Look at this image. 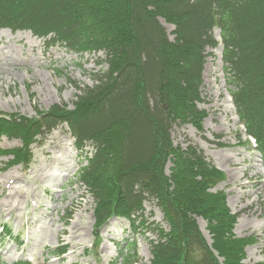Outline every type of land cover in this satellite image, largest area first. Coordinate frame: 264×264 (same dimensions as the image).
I'll list each match as a JSON object with an SVG mask.
<instances>
[{
    "label": "trees",
    "instance_id": "trees-1",
    "mask_svg": "<svg viewBox=\"0 0 264 264\" xmlns=\"http://www.w3.org/2000/svg\"><path fill=\"white\" fill-rule=\"evenodd\" d=\"M157 18L174 25L173 43ZM213 27L220 30L239 119L264 152V0H0V29L51 35V43L78 54L103 51L108 66L72 110L53 106L38 120L0 118V136L21 141L17 161L36 136L62 123L78 144L92 140L96 151L80 178L94 198L96 227L112 217L133 224L147 199L163 213L169 229L153 227L158 241L150 243V264H219L197 217L206 221L223 264H241L249 241L233 238L236 217L222 192L209 191L223 174L169 138L176 122L201 129L205 113L196 103L204 49L216 45ZM130 250L124 264L136 262L134 244Z\"/></svg>",
    "mask_w": 264,
    "mask_h": 264
},
{
    "label": "rangeland",
    "instance_id": "rangeland-1",
    "mask_svg": "<svg viewBox=\"0 0 264 264\" xmlns=\"http://www.w3.org/2000/svg\"><path fill=\"white\" fill-rule=\"evenodd\" d=\"M158 23L168 40L173 41V26L162 19ZM22 33L0 31L1 113L34 117L37 110L47 111L53 105H65L70 110L76 96L96 85L95 75L107 70L102 52L79 58L62 47H48L30 33L29 36ZM213 36L219 40L218 30L213 31ZM221 50V46L205 49L198 104V109L207 114L202 129L197 130L189 123L172 124L170 139L174 147L183 151L187 147L197 148L208 163L225 174V181L211 191H224L230 211L238 215L234 235L256 239V243L246 248L243 264H264V161L239 129L229 102V77L223 68ZM59 141L74 143L63 125L32 146L33 157L27 171L21 166L5 170L9 157L0 156V227L4 225L11 232L10 236L7 232L0 233V260L6 264L27 259L38 264H120L118 248L125 253L128 244L135 242L137 264H149L150 243L157 239L155 232L147 233L144 228L133 231L125 219L108 221L105 226L109 229L105 230V226L101 229L99 246L93 248L94 202L75 174L76 167L86 164L85 155L94 149L90 142L76 152L70 145L69 152L72 150L74 158L68 169L71 163ZM19 146V141L0 138V149ZM166 165L165 174L169 176L171 165ZM64 169L68 170L63 172ZM51 171L58 177L42 178L41 175ZM16 177L19 178L10 185L13 191H9L4 185ZM142 214V221L149 227L161 224L167 231L154 200L144 203ZM197 224L209 242L206 222L197 219ZM20 241L22 244L17 246ZM60 244L67 245L66 254L59 259L49 256Z\"/></svg>",
    "mask_w": 264,
    "mask_h": 264
},
{
    "label": "bare ground",
    "instance_id": "bare-ground-1",
    "mask_svg": "<svg viewBox=\"0 0 264 264\" xmlns=\"http://www.w3.org/2000/svg\"><path fill=\"white\" fill-rule=\"evenodd\" d=\"M22 34H25V35H27V36H29L28 34H26V33H22ZM55 136V135H54ZM59 143H63V148L62 149H64L66 152H67V157H68V159L70 158V152H69V147H70V145L71 144H69L68 142H65V141H59L58 142V144ZM69 152V153H68ZM58 153L60 154V151H58ZM53 175H51V176H49V177H52ZM72 200V199H71ZM115 219H113V220H111L110 221V223H113V221H114ZM109 229V227L108 226H106V228H105V230H108Z\"/></svg>",
    "mask_w": 264,
    "mask_h": 264
}]
</instances>
